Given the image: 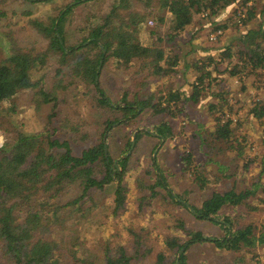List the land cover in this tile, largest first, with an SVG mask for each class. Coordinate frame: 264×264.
<instances>
[{
  "label": "rangeland",
  "instance_id": "obj_1",
  "mask_svg": "<svg viewBox=\"0 0 264 264\" xmlns=\"http://www.w3.org/2000/svg\"><path fill=\"white\" fill-rule=\"evenodd\" d=\"M68 1L67 5L70 6L73 0H6V4L0 1V12L4 13L0 15V58L5 60L12 52L13 45H17L22 51L30 49L36 43L45 45V27L49 26L59 10L67 6L64 4ZM114 1L87 2L86 6L72 12L73 23L66 27L72 32L76 29L70 27H80L86 16L100 18L109 11ZM130 1V9L121 10L120 14L126 15L129 11L143 13L147 18L145 27L156 33L151 36V41L163 49L165 54L171 56L178 52L179 61L173 68L174 72L162 77H144L146 72H135V68L117 70L111 59L105 63L101 75L106 97L112 105L117 100V88L129 89L130 101L134 100L133 91H146L141 102H151L145 110L144 107L137 108L136 115L130 109L127 112L129 115L113 122L109 131H106L108 134L103 133L102 136L105 155L108 156V153L115 165L128 157L137 167L125 175L124 203L118 208H115V196L111 194L112 183L106 189H92L91 199L85 206L67 205L58 211L57 207L49 209L54 205H46L43 213L37 217L41 224L33 232V241H48L57 264H72L74 257L71 256L76 252L77 241L81 247L77 258L81 261L91 258L96 264H107L103 256L109 254L114 259L119 255L120 248L129 258V264H176L179 250L170 254L165 241H170L168 237L175 236L180 242L190 239L191 236H187L179 227L183 223L187 230L201 231L206 235L209 233L212 237L223 235V230L217 224L194 217L198 215L193 208H199L204 199L220 189L249 191L247 198L237 209L242 217L238 218L239 223L253 224L258 235L264 228V144L261 145L264 135H260L259 128L264 127V62L256 71H253L255 68L248 62L245 68L237 66L242 63L237 55L239 35L246 33L250 27L253 29L264 26V20L260 21L253 14L246 25L242 24V18L250 15L247 14L250 7L254 9L252 13H259L264 8V0H247L245 4H242L243 0H236L235 3L219 7V11L212 14L208 9L201 8L193 14L192 23L178 33L174 41L176 45L172 44L169 48L165 45L166 33H169L168 27L171 24L167 8H160L159 0H152L149 6L144 0ZM157 17H163L164 22H158ZM35 20L42 25H35ZM149 20L153 23L148 24ZM223 23H226L224 29L212 30L214 26ZM53 27L56 28L55 25ZM5 32L10 34L11 39ZM140 37L146 40L148 34L143 32ZM157 37L161 39L157 40ZM255 40L264 49V36ZM226 48L232 49L230 61L222 59ZM226 62L230 67H235V74L228 75L229 70H224ZM194 63L204 68L203 72L207 70L211 73V76H205L202 84H199V87L205 88L199 93L202 102L196 104L189 101L194 85L200 82ZM99 69L98 65L96 72ZM46 80H49L48 77ZM176 89L181 94L175 103V100L169 99V95ZM210 89L223 93L242 90V95H238L237 99L239 106L243 101L245 109L242 115L238 116L239 112L231 115L235 113L232 107L221 119L220 122L231 117L234 123H238L228 142H216L214 145L207 142L203 147V143L199 144L200 137L211 139L217 123L214 113L208 111L205 105V102L216 101V97L209 94ZM84 90L81 78L75 77L70 84H60L56 100L43 104L40 108L36 107L29 91L17 95L15 112H9L8 105H3L5 108L1 115L4 118L1 119L0 115V154L2 144L12 142L19 132L30 135L44 132L50 140L57 139L58 143L66 141L72 153L78 154L97 130L101 132L104 126L102 121L107 117H114L113 110L97 105L91 96L84 95ZM153 103H160L161 107L169 104V110L174 116L166 112L156 114L152 109ZM182 107L183 110L179 111ZM224 111L227 112V109ZM254 111L263 116L257 117ZM160 118L163 122L169 121L172 131V135L161 141L143 133L145 131L153 135L150 133V125ZM84 129L89 132L82 139ZM54 147L64 149L63 146ZM209 148H212L211 153L205 154ZM238 149H242L243 153L238 154ZM187 155L190 156V163L184 167L181 157ZM195 175L199 178L196 179ZM159 176H163L164 187L156 188L159 192L151 194L153 196L149 199V204L141 203L139 197H143L145 193L150 194L151 191L141 182L153 184ZM202 184L205 188H202ZM74 185L63 194L62 202L74 197L78 181ZM167 191L186 208H172L161 199ZM33 207L31 204L25 205L22 211ZM22 211L16 208L13 210L18 222L22 220ZM183 250L184 247L181 251ZM184 253L185 264H264V240L260 239L254 246H245L236 251L218 248L210 240H201L189 245ZM0 264L7 263L0 259Z\"/></svg>",
  "mask_w": 264,
  "mask_h": 264
},
{
  "label": "trees",
  "instance_id": "obj_2",
  "mask_svg": "<svg viewBox=\"0 0 264 264\" xmlns=\"http://www.w3.org/2000/svg\"><path fill=\"white\" fill-rule=\"evenodd\" d=\"M0 1L6 4V0ZM90 1L93 0H73V3L77 4L72 3L70 6L67 5L69 1L65 3L64 5L68 7L65 6V10H59L57 16L50 21L49 26H46L43 31L44 37L47 38L45 45L40 46L36 43L30 46V49L23 51L17 45H13L10 55L5 60L0 58V115L5 105H8L9 112H15L17 109L15 98L25 91L31 93L37 108L55 101L60 84L64 82L70 84L75 77H79L83 81L85 88L83 93L86 97L91 96L97 105L110 108L114 114L113 118L107 117L102 121L104 126L101 132L97 130L78 154L72 153L66 141L58 143L57 139L50 140L48 136L44 135V132L34 135L19 132L12 139V142L7 141L2 144L0 154V259L5 260L7 264H57L56 257H52V246L48 241H33L35 238L33 232L41 224L37 217L43 213L46 205H54L50 206L49 209L57 207L58 211L67 205L85 206V203L91 199L92 189H106L111 183L113 186L111 194L115 196V203L117 204L115 208L124 203L125 175L137 167V164L131 163L127 157L115 165L109 154L107 153L108 156L105 155L102 136L103 133L109 131L113 122L129 115L127 112L130 109H133L134 115H136L137 108L141 107L142 109L144 107L145 110L151 102H141L146 96V91H133L135 92L132 94L134 100L130 101L129 89L119 90L117 88L116 105H112L106 97L107 92L105 93L101 75L107 60L111 59L112 65L114 64L117 70L135 68V72H146L144 77L158 75L162 77L174 72L173 68L179 61L178 52L171 56L165 54L163 49L158 48L156 43L151 41V36L155 32L145 27L147 18L143 13L129 11L126 15L120 14L121 10L130 9V0H115L105 15L100 18L86 16L83 22L81 21L80 27H76V25L70 27L76 29L71 32L66 25L73 23L74 15L72 12L77 11L83 5L86 6L87 2ZM144 1L147 6L152 2V0ZM159 1L160 8L166 7L170 14L171 24L168 27L169 33H166L167 39H165L167 41L165 45L169 48L175 44L174 41L178 33L192 23L193 14L196 11H200L201 8L208 9L212 14L219 7L235 3L236 0ZM246 1L243 0L242 4H245ZM194 6L196 9H193ZM253 10V7L247 9V14L250 15L247 18H242L243 25H246L247 20H250ZM28 13L30 12L28 11ZM0 15H4V13L0 12ZM157 20L161 23L164 22L163 17H157ZM34 23L38 27L42 25L37 20ZM54 25L56 28L53 27ZM225 27L226 23H223L214 26L212 30L216 31ZM143 32L148 34L146 40L140 37ZM5 35L11 39L8 32H5ZM239 36L237 55L239 59H242V63L237 66L245 68L248 62L252 64L253 68L259 69L264 62V49L261 48L260 42L255 39L263 37L264 33L259 28H248L246 33ZM159 38L157 37V40ZM85 41L88 43L82 45ZM99 45L103 46L104 51ZM222 55H224L223 60L226 58L230 61L232 49L226 48ZM100 60H102L100 69L99 72H96ZM225 64L224 70H229L228 75L236 73L235 67H230L228 62ZM194 68L198 73L197 79L200 82L194 85V91L189 97V101L196 104L202 102L199 93L205 88L204 86L199 87V84H202L205 76H211V73L207 70L203 72L204 68H200L196 63H194ZM96 74L97 79H95ZM46 77L49 80H46ZM180 94L181 91L176 89L170 93L169 99L175 100L176 103ZM227 95L228 93H226ZM213 96L216 97V101L214 103L205 102V105L208 111L211 110L214 113L217 123L212 136H210L211 139L200 137L199 144L203 143V147L207 145V142L210 145H214L216 142H228L233 129L238 124L237 122L234 123L231 117L220 122L225 116L224 110L227 109V112H230L232 105H229L227 97L223 98L224 94L221 92L214 91ZM159 104H152V109L156 114L166 112L174 116L169 110V104L163 107ZM181 110L183 107L179 111ZM254 112L257 117L263 116L257 111ZM184 115H187L186 112ZM2 118L4 117L1 115ZM150 128H152L153 135L147 134L145 131L143 133L150 137H157L159 141L162 138H167L170 134L172 135L169 121L163 122L162 118L151 123ZM53 129L56 130V128ZM88 132L84 129L81 138H86ZM198 132L196 134L199 137ZM54 146H63L64 149L58 150ZM211 151L212 148H209L205 154H210ZM241 153L243 150L238 149V154ZM181 160L185 167L188 162L190 163V156H183ZM162 178L163 176H159L153 184L148 185L144 181L141 182L142 185L151 189L150 194L145 193L143 197H139L138 200L141 203L149 204L151 196L159 192L156 188L164 187ZM195 178L198 179L199 177L195 175ZM77 181L78 190L73 193V195L75 194L74 197L62 202L63 194L69 191L68 188L75 186ZM201 186L205 188L203 184ZM167 192L161 199L166 201L168 205L172 208L177 206L186 208L169 191ZM248 192H237L233 188L213 191L208 198L202 201L199 208L193 207L198 216L192 214L198 219L217 224L223 230V235L212 237L213 235L209 233L206 235L201 231L187 230L183 223L179 226L180 229L184 230V233L191 238L180 242L177 236L168 237L171 240L165 242L169 253L174 254L184 247L179 255V264H185V249L197 241L210 240L218 248L236 251L245 246H254L260 239L264 240V228L258 235L255 233L254 228L256 227L253 224H240L238 220L241 215L237 209L247 198ZM28 204L34 205V207L22 211L24 206ZM15 208L22 211L20 222L13 214ZM182 219L184 220L183 217ZM78 245L79 241L75 245L76 252L71 254V257H74L72 264H96L91 258H85L82 261L77 258L79 248L81 250ZM119 250V255L116 258L113 259L109 254H106L103 256V260L107 264H129V258L122 249L119 248Z\"/></svg>",
  "mask_w": 264,
  "mask_h": 264
},
{
  "label": "crops",
  "instance_id": "obj_3",
  "mask_svg": "<svg viewBox=\"0 0 264 264\" xmlns=\"http://www.w3.org/2000/svg\"><path fill=\"white\" fill-rule=\"evenodd\" d=\"M261 10V9H260ZM259 10V13H257L256 11H255V13H253V16L255 15L260 21H262V20H264V8H262V12ZM217 11H219V10H217ZM259 14V15H258ZM251 28V27H250ZM263 28V29H262ZM259 27V29L261 30V32L262 33H264V26L263 27ZM253 71H256V69L255 70H253ZM218 80V79H217ZM250 82H252V79H250ZM243 83L245 84V82L243 81ZM256 87V86H255ZM244 88V87H243ZM212 89H210V92H209V94L211 95V97H212V95H213V91H211ZM237 89H235L234 91H233V93L230 91V93H228V95L226 96V93H223V92H221V93H223L224 94V96H223V98H225V97H227V99H228V103H229V105H232V107H233V110L232 111H235V113H231V115H236V114H238V112H239V114H238V116L239 115H242V111L245 109L244 107V103H243V101H241V106H239V104H240V102H238V95L239 96H241L242 95V90H238V91H236ZM262 91H264V90H262ZM233 94V95H232ZM237 94V95H236ZM208 99H211L209 96L207 97ZM236 106V107H235ZM263 106V105H262ZM210 111V110H209ZM262 111H264V109H262ZM226 113H229V112H225V114ZM250 114V113H249ZM259 114H261V113H259ZM261 115H263V114H261ZM251 118H252V116H250ZM262 116H260V118H261ZM250 119V118H249ZM259 128H261V130H260V135H261V133H263V135H264V127H259ZM262 130H263V132H262ZM262 142H261V145H263L264 144V136H263V138H262V140H261Z\"/></svg>",
  "mask_w": 264,
  "mask_h": 264
},
{
  "label": "water",
  "instance_id": "obj_4",
  "mask_svg": "<svg viewBox=\"0 0 264 264\" xmlns=\"http://www.w3.org/2000/svg\"><path fill=\"white\" fill-rule=\"evenodd\" d=\"M85 43H87V41H85L84 42V44ZM77 47V46H76ZM99 47L104 51V49H103V46L102 45H99ZM66 51H69V50H66ZM100 64H101V60H100V62H99V67H100ZM97 74H96V76H95V79H97ZM150 132V131H149ZM150 133H152V134H154L153 132H150ZM134 135L135 134H133V138H132V145H133V142H134ZM162 140H163V138H162ZM104 148H105V146H104ZM197 215H198V213H196ZM181 250H182V248L179 250V252H178V256H177V258H176V264H179V255H180V252H181Z\"/></svg>",
  "mask_w": 264,
  "mask_h": 264
},
{
  "label": "built area",
  "instance_id": "obj_5",
  "mask_svg": "<svg viewBox=\"0 0 264 264\" xmlns=\"http://www.w3.org/2000/svg\"><path fill=\"white\" fill-rule=\"evenodd\" d=\"M152 23H153V21H152V20H149V21H148V24H152Z\"/></svg>",
  "mask_w": 264,
  "mask_h": 264
}]
</instances>
